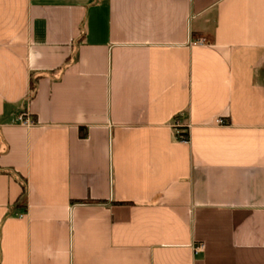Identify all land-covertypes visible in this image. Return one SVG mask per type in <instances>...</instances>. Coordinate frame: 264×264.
<instances>
[{
    "label": "crops",
    "instance_id": "0c3cea01",
    "mask_svg": "<svg viewBox=\"0 0 264 264\" xmlns=\"http://www.w3.org/2000/svg\"><path fill=\"white\" fill-rule=\"evenodd\" d=\"M0 264H264V0H0Z\"/></svg>",
    "mask_w": 264,
    "mask_h": 264
},
{
    "label": "built area",
    "instance_id": "2783aa9c",
    "mask_svg": "<svg viewBox=\"0 0 264 264\" xmlns=\"http://www.w3.org/2000/svg\"><path fill=\"white\" fill-rule=\"evenodd\" d=\"M204 42H206V39L205 38H200L199 40H197V42L196 43H204ZM18 120H19V122L21 123V124H24V125H30V124H32V120H31V118L29 117V114H27V112H22L20 115H19V117H18ZM221 122H222V120H221ZM178 133H179V137H180V139L182 140V141H185V142H187L188 140H189V136L187 135V134H183V132H181V131H178ZM202 246H199V247H197L196 249L198 250V249H200Z\"/></svg>",
    "mask_w": 264,
    "mask_h": 264
},
{
    "label": "trees",
    "instance_id": "16d2710c",
    "mask_svg": "<svg viewBox=\"0 0 264 264\" xmlns=\"http://www.w3.org/2000/svg\"><path fill=\"white\" fill-rule=\"evenodd\" d=\"M32 88H34L33 85H32Z\"/></svg>",
    "mask_w": 264,
    "mask_h": 264
}]
</instances>
